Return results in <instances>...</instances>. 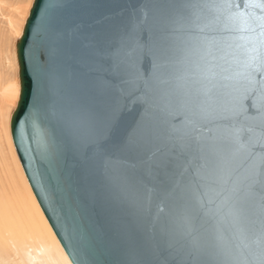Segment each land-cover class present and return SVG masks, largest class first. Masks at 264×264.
Wrapping results in <instances>:
<instances>
[{"label":"snow or ice","instance_id":"6c2138e0","mask_svg":"<svg viewBox=\"0 0 264 264\" xmlns=\"http://www.w3.org/2000/svg\"><path fill=\"white\" fill-rule=\"evenodd\" d=\"M60 6L31 135L72 262L264 264V0H145L72 53ZM106 206L150 227L106 246Z\"/></svg>","mask_w":264,"mask_h":264},{"label":"water","instance_id":"95a60500","mask_svg":"<svg viewBox=\"0 0 264 264\" xmlns=\"http://www.w3.org/2000/svg\"><path fill=\"white\" fill-rule=\"evenodd\" d=\"M55 9L58 26L67 35L66 50H79L85 37L104 32L114 25L128 22L137 14L145 0H57ZM52 0L32 2L21 35L16 41L19 66L20 95L12 112L11 134L28 181L51 227L70 260L69 247L76 238L67 227L57 200L52 194V181L45 168L34 158L32 148V119L37 111L49 102L50 67L41 64L39 52L47 44V28L53 10L48 9ZM46 13H48L46 15ZM71 72V68H68ZM154 211V209H153ZM106 236L104 244H123L129 234L150 227V218L136 209L106 206L101 213ZM63 237V238H62ZM78 246L72 248L77 251ZM74 264V262H72Z\"/></svg>","mask_w":264,"mask_h":264},{"label":"bare ground","instance_id":"6f19581e","mask_svg":"<svg viewBox=\"0 0 264 264\" xmlns=\"http://www.w3.org/2000/svg\"><path fill=\"white\" fill-rule=\"evenodd\" d=\"M22 30L17 29L18 37ZM2 95L16 106L20 82L5 87ZM10 121L7 122L9 141L26 190L9 167L8 180H0V264H73L28 181L14 145Z\"/></svg>","mask_w":264,"mask_h":264},{"label":"rangeland","instance_id":"374dc122","mask_svg":"<svg viewBox=\"0 0 264 264\" xmlns=\"http://www.w3.org/2000/svg\"><path fill=\"white\" fill-rule=\"evenodd\" d=\"M32 2L33 0H0V180H8L6 173L10 167L25 190L8 136L7 122L16 106L6 101L2 90L10 84L20 82L17 54L15 55L17 29L24 27Z\"/></svg>","mask_w":264,"mask_h":264}]
</instances>
